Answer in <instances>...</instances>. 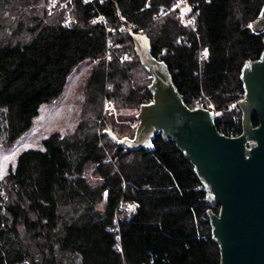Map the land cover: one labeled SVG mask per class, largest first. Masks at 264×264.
I'll list each match as a JSON object with an SVG mask.
<instances>
[{
    "label": "trees",
    "instance_id": "obj_1",
    "mask_svg": "<svg viewBox=\"0 0 264 264\" xmlns=\"http://www.w3.org/2000/svg\"><path fill=\"white\" fill-rule=\"evenodd\" d=\"M52 1L0 0V147L30 132L86 62L92 110L0 171V264H221L208 215L219 206L194 165L161 135L153 151L120 148L105 132L133 137L125 122L135 118L104 116L103 102L138 111L153 101L131 28L150 38L189 108L210 105L219 130L241 135L234 104L243 68L264 53L254 30L264 0H59L49 10Z\"/></svg>",
    "mask_w": 264,
    "mask_h": 264
},
{
    "label": "water",
    "instance_id": "obj_2",
    "mask_svg": "<svg viewBox=\"0 0 264 264\" xmlns=\"http://www.w3.org/2000/svg\"><path fill=\"white\" fill-rule=\"evenodd\" d=\"M264 31V8L254 24ZM137 57L152 78L153 101L143 104L133 137L105 134L128 151H153L156 136L175 141L195 167L208 202L212 239L221 250V264H264V53L247 62L241 81L244 95L237 103L242 112V134L220 133L214 113L189 108L177 91L167 64L153 56L150 38L130 31ZM258 125L254 126V118Z\"/></svg>",
    "mask_w": 264,
    "mask_h": 264
},
{
    "label": "rangeland",
    "instance_id": "obj_3",
    "mask_svg": "<svg viewBox=\"0 0 264 264\" xmlns=\"http://www.w3.org/2000/svg\"><path fill=\"white\" fill-rule=\"evenodd\" d=\"M58 3L59 0H53L48 9H54ZM92 67L93 65L87 62L78 66L69 77L63 95L53 103L42 107L39 117L34 121L32 130L21 137L10 149L0 147V171L2 178L6 177L9 169L15 165L18 156L24 151L42 148L44 139L53 133L70 134L76 130L83 120L87 109L92 110L85 94L87 79ZM106 99L103 102L104 116H113L115 118L121 115L126 117L133 116L135 121L130 120L125 122V124L129 126L130 123L138 124L136 115L139 110L119 111L113 101L109 98ZM110 109H113V115L109 113Z\"/></svg>",
    "mask_w": 264,
    "mask_h": 264
},
{
    "label": "built area",
    "instance_id": "obj_4",
    "mask_svg": "<svg viewBox=\"0 0 264 264\" xmlns=\"http://www.w3.org/2000/svg\"><path fill=\"white\" fill-rule=\"evenodd\" d=\"M182 18H183V21L187 22V24H189V26H190L192 29H195V21H194V20H189V22H188L187 19L184 18L183 15H182ZM123 30H124L123 28H120V29H119L120 32L123 31ZM128 31L130 32V31H132V29L129 28ZM109 60H110V57H109ZM206 100H208V99L206 98ZM234 106H235V107H238L237 104H234ZM197 107H199V108H203V109H207V110H209V111H212V112L214 113L213 118L216 120V122H217V121H220V119H221V114L218 113V112H217L214 108H212L210 105H206V104H204L203 102H198V104H197V106H196L195 108H197ZM109 113H111V115H113V114H114L113 109H110V112H109ZM131 125H132V127H134V128H136V126H137V124H135V123H131ZM218 130H219V129H218ZM219 131H220L221 134H223V135H225V136H227V137H231V138H235V137H239V136H240V135H238V134H225L223 131H221V130H219ZM129 209H130V211H134V210L136 209V204H131V205H129Z\"/></svg>",
    "mask_w": 264,
    "mask_h": 264
}]
</instances>
